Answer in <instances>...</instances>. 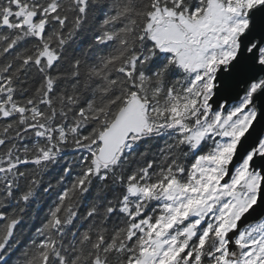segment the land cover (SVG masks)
<instances>
[{"label":"snow or ice","instance_id":"snow-or-ice-1","mask_svg":"<svg viewBox=\"0 0 264 264\" xmlns=\"http://www.w3.org/2000/svg\"><path fill=\"white\" fill-rule=\"evenodd\" d=\"M0 264H264V0H0Z\"/></svg>","mask_w":264,"mask_h":264}]
</instances>
